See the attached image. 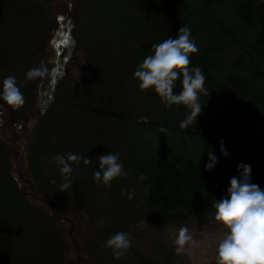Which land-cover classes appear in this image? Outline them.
<instances>
[{
    "label": "trees",
    "instance_id": "obj_1",
    "mask_svg": "<svg viewBox=\"0 0 264 264\" xmlns=\"http://www.w3.org/2000/svg\"><path fill=\"white\" fill-rule=\"evenodd\" d=\"M183 24L209 92L181 129L185 106L139 89L133 71ZM29 69L43 75L27 80ZM9 75L24 104L0 101V264H188L141 237L157 227L227 231L213 205L238 163L264 188V0H0V80ZM68 152L91 162H70L61 189L51 157ZM108 152L125 174L105 187L93 172ZM116 232L131 241L119 258L105 247Z\"/></svg>",
    "mask_w": 264,
    "mask_h": 264
},
{
    "label": "clouds",
    "instance_id": "obj_2",
    "mask_svg": "<svg viewBox=\"0 0 264 264\" xmlns=\"http://www.w3.org/2000/svg\"><path fill=\"white\" fill-rule=\"evenodd\" d=\"M152 53L144 57L143 61L133 71V77L138 81L141 90L151 89L161 99L166 107L183 105L188 110L185 118L179 122L184 129L192 124L202 110L200 97L205 92L206 76L200 66H190V55L198 52L191 29L183 24L175 37L151 46ZM43 75L40 69H29L25 73L27 80ZM181 88L177 92V80ZM21 84L14 76H5L0 80V101L13 108L24 104V97L20 90ZM220 150L228 155L223 141ZM83 159L85 165L91 161L75 153L56 154L51 161L59 166V173L63 183L61 189H66L72 183V164ZM98 169L93 172L94 182L110 187L111 182L122 175L123 162L118 153L108 152L98 156ZM217 157L208 153L205 170L214 169ZM238 175L229 179L226 195L216 200L215 219L227 229L216 246L215 264H264V188L252 182V170L246 163L237 164ZM143 175L139 179L143 180ZM55 183V181H51ZM125 190L121 189V195ZM133 193L128 191L127 198ZM174 252L184 254L191 251L196 243L186 226H181L176 232ZM131 241L125 232H116L106 241L105 247L111 248L114 258H119L130 247Z\"/></svg>",
    "mask_w": 264,
    "mask_h": 264
},
{
    "label": "rangeland",
    "instance_id": "obj_3",
    "mask_svg": "<svg viewBox=\"0 0 264 264\" xmlns=\"http://www.w3.org/2000/svg\"><path fill=\"white\" fill-rule=\"evenodd\" d=\"M148 135L152 140L171 146L168 141H166L165 138L162 137V135H156L154 133ZM195 154H198V152H196ZM200 222V220L193 221V223L196 225H200ZM173 229H163L160 227L152 228L148 230L149 233L141 237L140 243L142 246H145L146 249L151 250L152 245L150 243L152 242V240H154L156 241V244H159L165 249L172 248V250L174 251L173 240L176 235V229L174 231ZM214 230L215 231L213 232H204L200 229L193 230V232L190 234L193 236V239L196 243L192 246L190 252L181 254V258L188 264H215L216 246L218 241L223 237L226 231H222L223 226L221 224H216ZM216 230L219 232H217ZM136 235L137 234H135V232L131 233L132 240L136 238Z\"/></svg>",
    "mask_w": 264,
    "mask_h": 264
}]
</instances>
